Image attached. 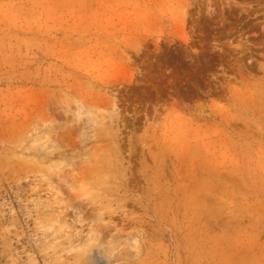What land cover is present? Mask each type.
Wrapping results in <instances>:
<instances>
[{
	"label": "rangeland",
	"instance_id": "obj_1",
	"mask_svg": "<svg viewBox=\"0 0 264 264\" xmlns=\"http://www.w3.org/2000/svg\"><path fill=\"white\" fill-rule=\"evenodd\" d=\"M0 264H264V0H0Z\"/></svg>",
	"mask_w": 264,
	"mask_h": 264
}]
</instances>
